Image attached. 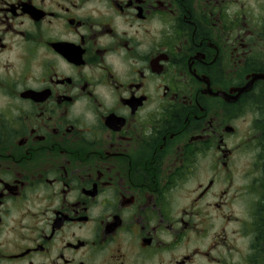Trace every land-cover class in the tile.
<instances>
[{"label":"flooded vegetation","instance_id":"af4514ba","mask_svg":"<svg viewBox=\"0 0 264 264\" xmlns=\"http://www.w3.org/2000/svg\"><path fill=\"white\" fill-rule=\"evenodd\" d=\"M0 264H264V0H0Z\"/></svg>","mask_w":264,"mask_h":264}]
</instances>
